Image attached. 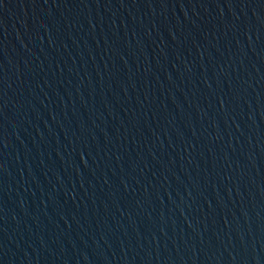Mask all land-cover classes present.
Here are the masks:
<instances>
[{"label": "water", "instance_id": "water-1", "mask_svg": "<svg viewBox=\"0 0 264 264\" xmlns=\"http://www.w3.org/2000/svg\"><path fill=\"white\" fill-rule=\"evenodd\" d=\"M0 264H264V0H0Z\"/></svg>", "mask_w": 264, "mask_h": 264}]
</instances>
